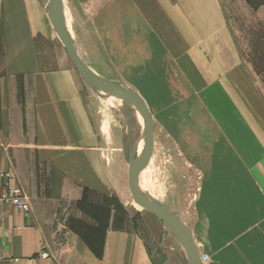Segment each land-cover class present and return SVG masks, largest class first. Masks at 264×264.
<instances>
[{
	"label": "rangeland",
	"instance_id": "obj_1",
	"mask_svg": "<svg viewBox=\"0 0 264 264\" xmlns=\"http://www.w3.org/2000/svg\"><path fill=\"white\" fill-rule=\"evenodd\" d=\"M62 2L74 40L100 53L95 69L118 88L139 94L150 110L154 145L140 168L142 184L188 227L204 264H264V0ZM55 33V46L47 47L40 62L47 70L39 72H76L78 93L98 126L101 121L110 150H125L128 166L133 152L145 147L142 114L85 78ZM79 48L85 52L83 45ZM30 73L27 84L24 77L7 81L5 96L0 87V144L6 141L5 127L14 126L7 138L34 145L22 152L35 162L29 164L35 173L28 186L2 173L0 201L10 205L3 195L20 189L29 205L27 213L21 212L29 217L39 212L54 236L50 249L63 252L69 244L77 256L84 253L81 241L99 256L105 251L98 242L107 236L108 215L92 213L85 220L79 206L60 196L69 184L68 127L58 118L59 103L42 101L70 91L52 88V79L37 88ZM6 145L2 148L12 146ZM139 208L134 209L147 211ZM134 228L149 242L151 254L152 248H162L152 246V230L142 218ZM166 229L178 259L191 264L178 236ZM70 236L80 240L77 245ZM49 256L41 252L42 258ZM72 264H81L80 258Z\"/></svg>",
	"mask_w": 264,
	"mask_h": 264
},
{
	"label": "crops",
	"instance_id": "obj_2",
	"mask_svg": "<svg viewBox=\"0 0 264 264\" xmlns=\"http://www.w3.org/2000/svg\"><path fill=\"white\" fill-rule=\"evenodd\" d=\"M49 1L0 0L1 93L5 96L2 87L12 78L24 77L27 84L30 72L32 77H36L37 88H43L45 81L52 79V82H49L52 88H65L70 91L60 93L56 99L54 93L48 95L47 99L42 98V101L54 100L59 103L58 109L56 108L58 118L66 119L68 127V191L65 193L67 189H63L65 194L60 195L59 192L58 195L67 196L70 202L79 206L78 213L84 214L85 220L92 213L108 215V225L103 228L107 229V236L103 242H98L104 246L105 251L98 256L86 248L84 242L70 236L73 246L80 241L84 253L74 256L69 244L65 251L56 253L55 249H50V237L53 235L41 222L39 212L33 211L29 217L0 201V264H72L77 258H80L81 264H186V260L182 257L178 259V253L173 251L172 239L167 236V229L159 218L148 211L143 213L134 209L140 206L134 200L130 189L129 164L126 166L125 150H110V144L103 136L101 121L98 126L92 108L86 103L84 95L76 89V72L71 68H57L48 71V75L39 72L47 70L40 63L44 61L42 55L46 53L47 47L52 48L56 43L55 29L49 19ZM101 17L105 18L106 15L101 14ZM68 30L80 58L94 73L105 77L94 65L100 58V53L91 52L88 43L81 39L74 40L70 24ZM82 45L85 47L84 53L79 48ZM35 96V101L39 102L41 97L38 93ZM114 100L119 102L121 99L117 97ZM13 127L6 126L2 131L6 141L0 144V195L5 190L2 173L10 172L14 176L13 183L19 180L25 186H28L30 174L35 173L29 168V164L35 162L29 163L30 158L25 157L22 152L32 147L34 149V145H30L26 139L17 142L12 138L8 139L9 128L12 131ZM6 144L12 146L3 149L2 146ZM131 202L132 211L129 209ZM94 203L96 207L93 210ZM139 218L152 230V246L162 247L158 250L152 248V254L148 249L149 242L134 228L135 221ZM100 229L102 230V226ZM42 251H47L49 258H42Z\"/></svg>",
	"mask_w": 264,
	"mask_h": 264
},
{
	"label": "water",
	"instance_id": "obj_3",
	"mask_svg": "<svg viewBox=\"0 0 264 264\" xmlns=\"http://www.w3.org/2000/svg\"><path fill=\"white\" fill-rule=\"evenodd\" d=\"M48 7L50 22L55 31H57L59 38L76 69L98 88L110 93L112 96L132 103L144 118L146 127L145 147L139 157L134 158V156L131 155L129 163V185L134 200L139 206H142L144 209L158 217L166 227L171 229L178 236L190 256L191 264H203L198 249L194 243L193 235L188 227L181 223L162 205L160 206L152 199H149L147 194L144 193L140 187L138 180L140 168L144 160L151 155L154 145V123L146 102L137 93L120 89L110 81L94 73L80 58L70 37L66 23L63 19L64 4L62 0H50Z\"/></svg>",
	"mask_w": 264,
	"mask_h": 264
},
{
	"label": "built area",
	"instance_id": "obj_4",
	"mask_svg": "<svg viewBox=\"0 0 264 264\" xmlns=\"http://www.w3.org/2000/svg\"><path fill=\"white\" fill-rule=\"evenodd\" d=\"M2 200L6 203H9L19 211H22L24 213H27L29 211V205L23 198L20 189H12L9 194L3 195Z\"/></svg>",
	"mask_w": 264,
	"mask_h": 264
},
{
	"label": "bare ground",
	"instance_id": "obj_5",
	"mask_svg": "<svg viewBox=\"0 0 264 264\" xmlns=\"http://www.w3.org/2000/svg\"><path fill=\"white\" fill-rule=\"evenodd\" d=\"M142 149L143 148H141V151H142ZM135 150V149H134ZM142 153V152H141ZM141 153H137V149L133 152V156H134V158H137V157H139V155L141 154ZM139 180V183H140V187H141V189H142V191L144 192V193H146L147 194V197L149 198V199H152L154 202H156L158 205H160L161 203H159L156 199V197L154 196V195H152L148 190H147V188L142 184V182H141V180L140 179H138ZM156 198V199H155ZM161 206V205H160ZM179 243V242H178ZM204 264V263H203Z\"/></svg>",
	"mask_w": 264,
	"mask_h": 264
}]
</instances>
